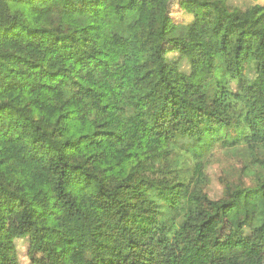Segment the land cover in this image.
I'll return each mask as SVG.
<instances>
[{
	"label": "trees",
	"instance_id": "obj_1",
	"mask_svg": "<svg viewBox=\"0 0 264 264\" xmlns=\"http://www.w3.org/2000/svg\"><path fill=\"white\" fill-rule=\"evenodd\" d=\"M184 1L0 0V264H264V5Z\"/></svg>",
	"mask_w": 264,
	"mask_h": 264
},
{
	"label": "rangeland",
	"instance_id": "obj_2",
	"mask_svg": "<svg viewBox=\"0 0 264 264\" xmlns=\"http://www.w3.org/2000/svg\"><path fill=\"white\" fill-rule=\"evenodd\" d=\"M241 6L250 5H264V0L254 1V0H238ZM169 13L176 24H188L192 21L191 6L188 2L184 0H172L170 4ZM210 45L213 47L214 43L211 42ZM170 58H176L174 55H170ZM186 68H189L187 63L184 64ZM204 76V72H196L191 74L190 80L192 82L198 83ZM241 169V164L238 159L234 158L232 154H219L216 162L212 164L209 175L212 181L210 189L208 192L214 198H220L223 192V179L236 180L239 177V172ZM0 225L3 222L0 220ZM5 233L7 237H13L16 234V226L13 219L7 220L5 223ZM14 245L18 250L21 264H47L45 260L40 255H35L32 260L28 255L29 243L26 239H15Z\"/></svg>",
	"mask_w": 264,
	"mask_h": 264
}]
</instances>
